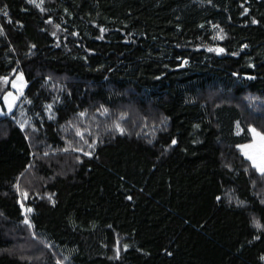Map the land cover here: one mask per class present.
<instances>
[{
  "label": "trees",
  "instance_id": "16d2710c",
  "mask_svg": "<svg viewBox=\"0 0 264 264\" xmlns=\"http://www.w3.org/2000/svg\"><path fill=\"white\" fill-rule=\"evenodd\" d=\"M19 72L0 264H264V0H0Z\"/></svg>",
  "mask_w": 264,
  "mask_h": 264
},
{
  "label": "rangeland",
  "instance_id": "374dc122",
  "mask_svg": "<svg viewBox=\"0 0 264 264\" xmlns=\"http://www.w3.org/2000/svg\"><path fill=\"white\" fill-rule=\"evenodd\" d=\"M27 81L22 72H19L12 83V89L5 95L4 103H0V115L11 114L24 91ZM253 141L241 146V150L259 172H264V134L257 129H251Z\"/></svg>",
  "mask_w": 264,
  "mask_h": 264
},
{
  "label": "snow or ice",
  "instance_id": "6c2138e0",
  "mask_svg": "<svg viewBox=\"0 0 264 264\" xmlns=\"http://www.w3.org/2000/svg\"><path fill=\"white\" fill-rule=\"evenodd\" d=\"M27 223V221H25Z\"/></svg>",
  "mask_w": 264,
  "mask_h": 264
}]
</instances>
